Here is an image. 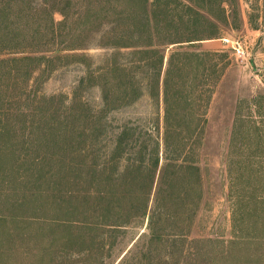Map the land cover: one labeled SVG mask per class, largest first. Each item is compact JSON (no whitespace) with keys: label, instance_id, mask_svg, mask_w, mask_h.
<instances>
[{"label":"rangeland","instance_id":"obj_1","mask_svg":"<svg viewBox=\"0 0 264 264\" xmlns=\"http://www.w3.org/2000/svg\"><path fill=\"white\" fill-rule=\"evenodd\" d=\"M6 1L0 0L2 18L17 19L18 11L4 13ZM33 1V21L46 25L50 16L44 8L53 9L58 22L64 12L67 21L58 43L49 44L54 50L49 54L57 56L50 67L37 70L30 80L26 72L35 62L10 63L0 69V120L5 127L0 134V264H95L94 258L76 251L63 228L61 201L66 190L75 189L76 181L71 167L63 173L60 126L80 110L72 100L81 78L111 54L125 67L111 73L115 84V93L110 92L115 94L109 110L114 118L111 128L118 130L125 120L158 114L162 125L166 79L170 94L183 100L180 111L187 118L182 122L183 134L191 135L197 145L204 193L179 264H264V0L224 4L228 13L236 11L239 16L237 27L221 25L219 37L166 44L155 101L147 91L139 56L130 51L139 44L138 34H148L149 20L153 22L149 31L163 40H185L202 27L200 22L187 21L190 11L178 8L175 0H161L155 6L154 0L146 4L142 0ZM196 1L218 4L219 0ZM34 26L26 32L34 31ZM38 32L47 33L46 28ZM15 51L5 50L1 43L0 60ZM175 51L185 53L174 56L168 74ZM205 52L217 55L210 59ZM11 68L19 73L10 74ZM121 81L123 85L140 81L141 96L130 104L120 101L124 93L117 83ZM79 97L92 110L101 108V90L95 81L86 80ZM205 113L207 124L202 130L197 121ZM94 154L93 162L107 159L105 140ZM63 174L70 179L65 186ZM144 230L137 226L118 232L106 252L107 264H117L131 248L141 247L143 242L133 244Z\"/></svg>","mask_w":264,"mask_h":264},{"label":"trees","instance_id":"obj_2","mask_svg":"<svg viewBox=\"0 0 264 264\" xmlns=\"http://www.w3.org/2000/svg\"><path fill=\"white\" fill-rule=\"evenodd\" d=\"M54 1L51 4L59 3L58 0ZM142 1L143 4L147 3V0ZM175 1L179 3L176 4L178 8L190 11L186 18L188 22H200V29L190 32L185 40H163L152 30L149 31L153 27V22L149 20L148 27L144 26L148 34H138L139 44L122 46H132L134 50L130 53L138 54V64L145 68L143 78L147 81V91L153 101L159 100L164 49L168 44L219 37L222 24L237 27L235 19L239 14L236 11L228 13L224 6L235 0H219L218 4H198L196 0ZM160 2L154 0L152 6ZM33 3V0L4 2L3 9L7 16L11 10L19 12L17 19L8 16L6 22L2 18L3 4H0V44H4L5 50H16L13 56L0 60V69L10 63L28 65L35 62L27 69L28 80L37 70L42 67L45 70L54 62L57 56L49 54L54 51L49 44L58 43L57 39L67 21L64 12H61L63 20L56 21L53 9L49 11V8L43 9L50 16L46 25L33 21ZM172 9L176 10L174 6ZM24 11L27 14H23ZM33 25L34 31L27 33L26 29ZM41 28H46L47 33L42 35L38 32ZM184 53L175 51L171 54L168 74L174 56ZM205 54L210 59L217 55L213 52ZM111 56L103 65L89 68L87 75L81 78L72 100L73 104L77 102L80 110L72 113V118L63 121L60 126L63 173L66 174L68 167H71L75 171L76 181L75 189L66 190L61 201L63 228L69 233L77 252L88 254V257L94 258L95 264H107L106 252L115 243L116 234L125 232L129 227L142 226L145 230L139 234L133 246H138L140 242L143 245L131 248L117 264H179L177 260L184 258L185 241L192 231L204 193L197 145L191 135L183 134L182 122L187 121L180 111L183 100L179 94H170L166 79L162 125L158 114L147 119L125 120L118 130L111 128L114 118L109 116V110L115 102V94L110 95L111 91L115 93L111 73L118 69L122 72L125 70L124 65L116 62V59L112 60ZM213 63L216 65V62ZM17 71L11 68L9 73L17 74ZM88 79L95 81L101 90L102 103L98 110H92L79 97V91ZM117 87L124 93L120 101L124 99L126 104L138 99L143 92L140 81L124 85L121 81ZM197 124L202 125L204 130L206 113L198 116ZM0 126V134H3L5 127L1 120ZM101 140L106 141L107 159L93 162L95 147ZM162 158L164 163L160 165ZM65 174L62 178L64 186L70 181Z\"/></svg>","mask_w":264,"mask_h":264}]
</instances>
